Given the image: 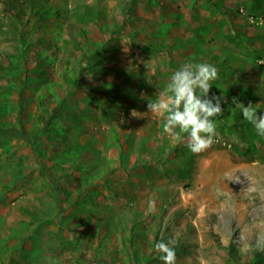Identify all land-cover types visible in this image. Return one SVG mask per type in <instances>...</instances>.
Returning <instances> with one entry per match:
<instances>
[{"label":"rangeland","instance_id":"obj_1","mask_svg":"<svg viewBox=\"0 0 264 264\" xmlns=\"http://www.w3.org/2000/svg\"><path fill=\"white\" fill-rule=\"evenodd\" d=\"M185 63L218 70L198 154L147 108ZM234 99L264 115V0H0V264H163L161 240L264 264V137Z\"/></svg>","mask_w":264,"mask_h":264},{"label":"clouds","instance_id":"obj_2","mask_svg":"<svg viewBox=\"0 0 264 264\" xmlns=\"http://www.w3.org/2000/svg\"><path fill=\"white\" fill-rule=\"evenodd\" d=\"M216 79L218 70L215 66L207 63H185L173 73L171 82L159 94L158 99L147 104L151 113L163 117L164 133L173 139L187 134V146L192 153L198 154L209 149L217 135L212 118L223 115L220 98H207L211 82ZM233 103L241 109L244 119L253 124L257 134L264 137V115H257L251 104L245 107L235 99ZM170 243L172 242L161 240L155 244V250L161 253L159 259L163 264H175L176 254L174 248L169 246ZM51 264L56 262L52 260Z\"/></svg>","mask_w":264,"mask_h":264},{"label":"trees","instance_id":"obj_3","mask_svg":"<svg viewBox=\"0 0 264 264\" xmlns=\"http://www.w3.org/2000/svg\"><path fill=\"white\" fill-rule=\"evenodd\" d=\"M98 53H99V52H98ZM89 63H90V62H89ZM90 67H91V66H90ZM90 67H89V69H90ZM95 67L98 68V69H99V68H105L104 66H102V65L99 66L98 64L95 65ZM106 95H107L108 98H109V97H113V98L116 97V95H114V93H113V94L110 93L109 90L107 91ZM253 263H254V260H253Z\"/></svg>","mask_w":264,"mask_h":264}]
</instances>
